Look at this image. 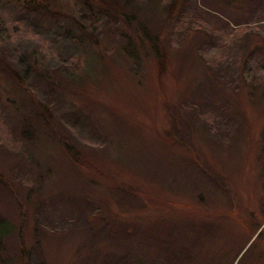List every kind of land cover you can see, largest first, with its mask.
I'll return each mask as SVG.
<instances>
[{
    "label": "rangeland",
    "instance_id": "1",
    "mask_svg": "<svg viewBox=\"0 0 264 264\" xmlns=\"http://www.w3.org/2000/svg\"><path fill=\"white\" fill-rule=\"evenodd\" d=\"M196 2L205 7L202 13L193 0L186 12L198 13L207 31L182 37L173 47L165 41L163 70L153 54L140 59L136 52L121 56L116 50L123 41L111 26L101 30L106 55L99 61L87 36L76 40L61 33L53 36L44 16L32 18L1 5L5 20L22 22L4 28L10 35L0 50L26 90L1 73L0 174L15 179L27 173L8 150L10 135L17 129L8 110L16 102L20 105L23 93L31 91L45 105L59 109L57 114L67 113L63 119L75 114L86 117L85 132L58 130L68 135V140L64 136L68 151L55 135L52 140L38 136L28 143L33 159L50 165L53 174L31 195L33 203L23 216L16 199L0 191V217L13 227L1 256L18 255V250L36 244L44 264H72L78 252L84 255L88 248L84 215L92 201L113 230L115 225L135 224L151 254L168 239L172 248L190 251L174 264H264V70L259 77V67H264V3ZM142 9L134 11L147 27H160L163 7H147V13ZM154 9L156 21L149 24ZM12 29L18 32L11 34ZM167 30L168 26L164 34ZM204 39L209 47L231 44L234 49L225 55L228 59H221L218 50H203L206 64L197 48ZM170 41L175 43L174 38ZM31 52L38 59V70L24 73L22 58L31 61ZM235 55L240 60L233 65ZM79 58L83 71L70 66ZM243 58L260 63L251 69L253 80L252 75H240ZM133 62L139 64L132 68ZM59 68L62 73L54 74ZM43 69L56 79L54 88L39 79L37 73ZM11 92L17 99L12 105L6 102L15 101ZM80 102L88 110L70 112ZM19 105H13L17 115L37 113L29 103L16 108ZM186 123L191 126L188 142L179 145L175 138ZM15 183V191L23 193L24 180ZM39 202L43 206L34 210ZM35 229L41 233L35 235ZM1 230L7 232L8 225ZM110 246L107 241L102 248Z\"/></svg>",
    "mask_w": 264,
    "mask_h": 264
},
{
    "label": "trees",
    "instance_id": "2",
    "mask_svg": "<svg viewBox=\"0 0 264 264\" xmlns=\"http://www.w3.org/2000/svg\"><path fill=\"white\" fill-rule=\"evenodd\" d=\"M188 1L189 0H0V44L4 37H9L10 35V32L4 30V28L9 25L8 23L22 24L19 19L5 20L2 15L4 7H1V5H3L15 11H24L32 18L36 17L37 14L44 16L46 18V25L52 28L50 32L53 36H58V33H61V36L65 39H68L66 36H70L74 40H76L75 38L77 36H87V45L95 52L99 61H101L100 57L102 55H106L104 51L106 48L102 46L100 39L101 30L106 26H111V28H114L115 37H120L123 41L122 48L116 50L121 56L123 53L127 52L125 55L132 57L136 52L140 59L147 54H153L154 58H156L159 70H163L167 63L164 51L165 41L167 47H173L181 41L182 37L205 33L207 31L208 26L202 24L200 21L202 18L199 16V19H197L198 13L187 14L186 11H188L187 9L189 7ZM193 1L197 4L200 11L202 8H205L197 3L196 0ZM240 1L242 2V0ZM248 1L252 3L261 1L264 3V0H247V2ZM158 6L163 7L161 12L163 17H161L162 21L160 22V27L156 25L152 28H148L145 21L141 20L134 11V8L145 9L148 7V9H150V7L158 8ZM144 9L142 10L147 13L148 9ZM152 14V21H147L149 24L150 22L155 23L156 21V9L153 10ZM161 26H163L162 29ZM166 26H168V30L166 34H164ZM74 28L78 33L73 31ZM66 29H68V31H66ZM123 29V33H120V30ZM14 32H18V30L12 29L11 34ZM72 34L74 35L72 36ZM173 38L175 43L170 41V39ZM135 41L140 43H136ZM76 42L81 44L83 40H81V42L77 40ZM113 46L114 45L111 46L112 49H114ZM197 48L200 50V57H203V61L207 60L205 59L206 55L203 51L205 49H209L212 52H216L217 50L218 52L220 51L222 54L221 59H228L229 56L225 55L232 53L234 49L231 44L209 47V40L206 41L205 39L203 42L198 43ZM35 55V52L30 53L31 61H29L28 58L26 59V56L22 58L24 73H27L29 70L37 69L38 59L35 58ZM208 56L211 60L213 59V56ZM235 58L236 60L232 63L233 65L238 64L240 60L238 55H235ZM4 59L5 57L0 50V75L2 72L7 73L11 81H16V86H18L21 91H25L26 88H22L19 84V75L12 70L13 67ZM242 63L243 66H241L242 71L240 75L244 74L245 77L248 75L251 76V69L258 67L260 64L258 61L254 62L253 59L245 58H243ZM85 64L87 65V62ZM138 64L137 62H133L131 67L134 68ZM206 64L208 63L206 62ZM41 66L42 64L40 67ZM70 66L71 68L77 67L81 71L84 70V68H81L80 58L79 60H72ZM244 69L247 70V73L243 72ZM259 70L260 77L264 67H259ZM55 73L61 74V69H55L54 74ZM37 75L39 79L47 82L49 87L54 88L57 85L56 79L54 76L52 77L49 71L43 69V71H38ZM253 76L256 75H252V80ZM252 80L250 85L253 84ZM256 82L259 83L258 80ZM23 94L24 96L20 98V105L16 102L17 99L13 97L12 92L11 96L15 101L8 99L6 102L10 105L16 102V104L19 105L16 108H23L25 103H29V107H33L37 113L29 116L23 113L17 115L15 107L13 106L16 104L9 107L8 111L10 118L17 129L15 131L16 134H9L12 141L10 143L11 149L8 150H10L12 156H16L18 160L21 161L22 169L27 173L17 175L15 172L14 174L19 176V178L15 179H13V177L10 178L9 175L4 177V175L0 174V191L16 199L19 214L21 216H23L26 207L33 203L31 201V195L38 193V191H40L38 188L45 185L53 174L50 165H41L33 159L28 149V143L38 136L43 137L46 141L52 140L55 135L61 140V144L66 147L68 151V142L67 144L65 143L64 137L66 136L67 139L68 135L67 133L65 135L59 134L58 130H63L61 129L62 127H70L71 132H85L84 120L86 119L85 116L77 114L70 116L72 120L63 119V114L67 113L57 114V108L55 109L54 106L45 105V103L39 100L31 91ZM65 100L67 101V98H65ZM82 109L88 110L87 107L85 108L80 102L78 107L71 106V111L69 107L68 113L73 110L79 112L78 110L81 111ZM57 120H60L61 123H57ZM66 121H71L72 125H68ZM182 125L186 127L185 131L179 132L177 138H175L179 145H185L186 142H188L186 136L189 135L188 130L191 129V126L187 123ZM3 128L4 127L0 125V142L3 141ZM17 168H20V162ZM22 179L24 180L26 189L23 193H18L17 189L15 191V186L13 185H16L15 182H20ZM21 194L22 197H19ZM23 204L25 205L24 208ZM42 206V202L36 203L34 210ZM34 216L37 217L38 214L34 213ZM84 218V227L88 233V239L86 241L88 248L84 255H79L78 252V259L72 264H174L176 258H185L190 254V251L185 247L183 249L172 248L171 239L166 240L163 247H161L156 254H151L146 250L144 240L139 236L140 232L135 224L126 226L115 225L113 230L110 226L112 225L110 220L101 214L100 208L92 201L86 204ZM6 225H8V231L3 232L1 227ZM10 225L11 223L7 219L0 217V264H40V262L44 264L43 261H40L39 245L36 244L30 249L18 250V255H13L11 257L1 256V250H5L4 239L8 237L13 230V227ZM54 225L56 227L58 226L57 223ZM35 230L37 233L35 235L41 233L38 232L37 229ZM107 241L111 246L103 249L102 245ZM23 246H21V248ZM120 246L122 249H118Z\"/></svg>",
    "mask_w": 264,
    "mask_h": 264
}]
</instances>
